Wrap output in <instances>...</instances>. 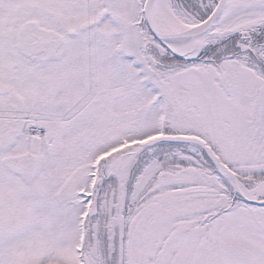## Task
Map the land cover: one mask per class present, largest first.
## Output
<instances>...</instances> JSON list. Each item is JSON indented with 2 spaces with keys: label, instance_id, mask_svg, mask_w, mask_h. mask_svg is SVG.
Returning a JSON list of instances; mask_svg holds the SVG:
<instances>
[{
  "label": "snow or ice",
  "instance_id": "obj_1",
  "mask_svg": "<svg viewBox=\"0 0 264 264\" xmlns=\"http://www.w3.org/2000/svg\"><path fill=\"white\" fill-rule=\"evenodd\" d=\"M0 264H264V0H0Z\"/></svg>",
  "mask_w": 264,
  "mask_h": 264
}]
</instances>
